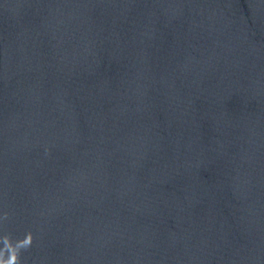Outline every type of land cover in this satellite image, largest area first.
<instances>
[{
    "label": "water",
    "instance_id": "obj_1",
    "mask_svg": "<svg viewBox=\"0 0 264 264\" xmlns=\"http://www.w3.org/2000/svg\"><path fill=\"white\" fill-rule=\"evenodd\" d=\"M4 231L22 264H264V0H0Z\"/></svg>",
    "mask_w": 264,
    "mask_h": 264
},
{
    "label": "clouds",
    "instance_id": "obj_2",
    "mask_svg": "<svg viewBox=\"0 0 264 264\" xmlns=\"http://www.w3.org/2000/svg\"><path fill=\"white\" fill-rule=\"evenodd\" d=\"M8 216V213H4L2 219L7 220ZM34 239L32 231H28L19 239H14L10 232L4 231L0 234V264H22L21 254L32 246Z\"/></svg>",
    "mask_w": 264,
    "mask_h": 264
}]
</instances>
